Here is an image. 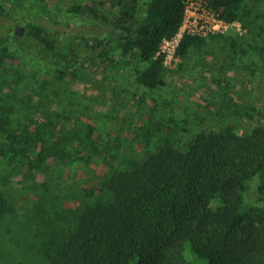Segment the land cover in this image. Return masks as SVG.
Wrapping results in <instances>:
<instances>
[{
	"label": "trees",
	"instance_id": "16d2710c",
	"mask_svg": "<svg viewBox=\"0 0 264 264\" xmlns=\"http://www.w3.org/2000/svg\"><path fill=\"white\" fill-rule=\"evenodd\" d=\"M185 1L149 0L141 16L136 0H117L122 13L110 21L111 33L103 38L75 36L65 44L35 23L19 26L0 4V156L9 158V164L19 158L26 164L30 155L42 163L49 159L68 164L101 157L90 126L77 132L74 127L39 123L36 117H15L16 105L32 101V94L27 93L30 76L27 73L23 78L26 64L22 53L60 58L70 64L77 49H87L99 58L116 47L124 54L135 51L141 62L152 60L137 72L136 82L155 90L167 85L161 45L179 33ZM204 1L226 22L244 25L242 14L249 16L245 7L257 0ZM100 5L105 4L93 1L89 7L74 9L87 10L96 20L109 22L97 13ZM17 27L24 29L22 36L16 35ZM201 43L196 36L184 35L175 54L183 59L190 48ZM255 52L264 53V47H255ZM253 64L255 61L246 69L264 77V68ZM44 112L47 110L42 113L45 117ZM76 138L82 149L74 154L69 147ZM172 139L171 135L157 142L148 130L142 140L144 160L111 155L110 160L118 165L98 177L92 202L75 213L72 227L53 229L47 264H264V209L252 216L242 213L243 194L251 177H258L264 198V125L242 135L229 127L198 132L185 148ZM65 215L69 219L70 212ZM186 243L192 261L185 256Z\"/></svg>",
	"mask_w": 264,
	"mask_h": 264
},
{
	"label": "rangeland",
	"instance_id": "374dc122",
	"mask_svg": "<svg viewBox=\"0 0 264 264\" xmlns=\"http://www.w3.org/2000/svg\"><path fill=\"white\" fill-rule=\"evenodd\" d=\"M93 1L105 4L96 11L109 22L96 20L87 10L74 9L89 7ZM136 3L143 16L149 0ZM0 4L19 26L35 23L60 44L75 36L103 38L114 29L110 21L122 13L117 0H0ZM187 6L183 29L163 51L167 85L155 90L136 82L137 72L152 60L141 62L135 51L124 54L116 47L107 57L99 58L87 49H77L70 64L60 58L22 53L26 64L23 78L27 73L30 76L27 93L32 94V101L16 105L15 117H36L39 123L74 127L77 132L90 126V136L102 156L72 164L49 159L42 163L36 155H30L26 164L21 158L9 164V158L0 156V264H47L53 229L72 227L75 213L92 202V187L98 177L118 165L110 160L111 155L144 160L142 140L148 130L157 142L172 135V140L185 148L198 132L229 127L242 135L264 125V77L246 69L251 61H255L252 67L264 68V53L255 52V47H264V0L245 7L249 16L242 14L244 25L229 22L223 33L197 36L202 40L200 47L190 48L182 59L169 56L168 50L173 51L188 30L198 31L195 24L201 18L198 5ZM45 104L47 108L41 107ZM45 132L49 134V129ZM77 141L69 147L74 154L82 149ZM246 185L242 213L252 216L264 209V198L257 176ZM185 256L194 259L189 243L185 244Z\"/></svg>",
	"mask_w": 264,
	"mask_h": 264
},
{
	"label": "built area",
	"instance_id": "2783aa9c",
	"mask_svg": "<svg viewBox=\"0 0 264 264\" xmlns=\"http://www.w3.org/2000/svg\"><path fill=\"white\" fill-rule=\"evenodd\" d=\"M187 3H191L193 5H198L200 7V15H198V17L201 16V18L199 19L200 22H196V24H195L196 25L195 28H197V25H199V30L198 31H194L193 29L192 30H188L185 35L203 37V36H207V35H210V34L223 33L224 30L229 26L228 22H226L225 20L222 19L220 13L216 12L209 5L208 1H204V0H186L185 1V18H184V22H183L180 30L183 29L184 24L186 22L185 21L186 20V14L188 12ZM180 30H179V32H180ZM173 39H171L169 41L168 40L163 41V43L161 45L162 54H163V51H164V48L166 47V45H168ZM178 45H179V43H177L174 46L173 51L168 50L169 56L180 58V57L176 56V54H175L176 48L178 47ZM165 66H166V56H165Z\"/></svg>",
	"mask_w": 264,
	"mask_h": 264
},
{
	"label": "water",
	"instance_id": "95a60500",
	"mask_svg": "<svg viewBox=\"0 0 264 264\" xmlns=\"http://www.w3.org/2000/svg\"><path fill=\"white\" fill-rule=\"evenodd\" d=\"M15 33H16V35L22 36L24 33V29L22 27H17Z\"/></svg>",
	"mask_w": 264,
	"mask_h": 264
}]
</instances>
